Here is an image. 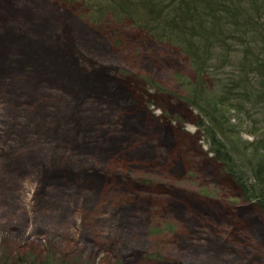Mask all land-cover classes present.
Instances as JSON below:
<instances>
[{
    "label": "rangeland",
    "instance_id": "rangeland-1",
    "mask_svg": "<svg viewBox=\"0 0 264 264\" xmlns=\"http://www.w3.org/2000/svg\"><path fill=\"white\" fill-rule=\"evenodd\" d=\"M84 14L0 0V264H264V211L181 99L186 56Z\"/></svg>",
    "mask_w": 264,
    "mask_h": 264
},
{
    "label": "trees",
    "instance_id": "trees-1",
    "mask_svg": "<svg viewBox=\"0 0 264 264\" xmlns=\"http://www.w3.org/2000/svg\"><path fill=\"white\" fill-rule=\"evenodd\" d=\"M59 1L81 7L94 27L129 22L179 48L192 70L176 76L181 99L244 197L264 211V0Z\"/></svg>",
    "mask_w": 264,
    "mask_h": 264
}]
</instances>
